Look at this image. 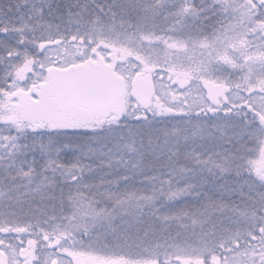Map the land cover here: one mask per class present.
<instances>
[{
  "label": "snow or ice",
  "instance_id": "1",
  "mask_svg": "<svg viewBox=\"0 0 264 264\" xmlns=\"http://www.w3.org/2000/svg\"><path fill=\"white\" fill-rule=\"evenodd\" d=\"M0 264H264V0H0Z\"/></svg>",
  "mask_w": 264,
  "mask_h": 264
}]
</instances>
